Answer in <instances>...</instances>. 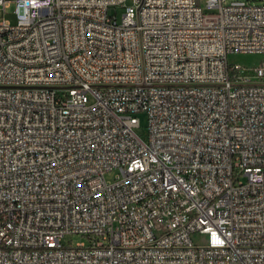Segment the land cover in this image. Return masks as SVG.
Instances as JSON below:
<instances>
[{"label":"built area","instance_id":"obj_1","mask_svg":"<svg viewBox=\"0 0 264 264\" xmlns=\"http://www.w3.org/2000/svg\"><path fill=\"white\" fill-rule=\"evenodd\" d=\"M15 13L0 20V264H264V61L228 59L264 53V0Z\"/></svg>","mask_w":264,"mask_h":264},{"label":"rangeland","instance_id":"obj_2","mask_svg":"<svg viewBox=\"0 0 264 264\" xmlns=\"http://www.w3.org/2000/svg\"><path fill=\"white\" fill-rule=\"evenodd\" d=\"M235 1V0H234ZM238 1H252V0H238ZM128 4L131 3L130 1L127 2ZM205 5V1L202 2ZM16 9V0H10L7 3V7L5 10H0V20L7 19L13 24L17 22V15L15 13ZM118 11V12H117ZM215 10L205 9L206 13H212ZM117 12L118 18L120 19V15L122 12V5H118V7H112L110 9V14L114 15ZM228 59L232 63L241 64L242 66L246 67L248 70H252L254 67H257L264 61V53H233L228 56ZM143 124H145L144 117L142 118ZM115 177V173H107L106 178L109 181H112ZM80 242L88 243V239L80 234H68L64 237L63 243L68 244H77Z\"/></svg>","mask_w":264,"mask_h":264}]
</instances>
